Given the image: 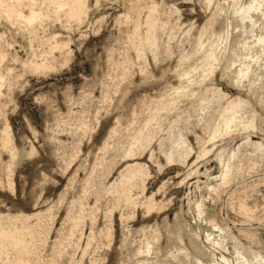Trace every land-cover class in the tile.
<instances>
[{
  "label": "rangeland",
  "instance_id": "obj_1",
  "mask_svg": "<svg viewBox=\"0 0 264 264\" xmlns=\"http://www.w3.org/2000/svg\"><path fill=\"white\" fill-rule=\"evenodd\" d=\"M55 1L0 3V226L14 228L28 247L1 242L0 264H222L221 257L227 264H262L264 54L261 69L252 67L258 80L250 74L234 88L219 72L214 76L221 92L247 101L246 113H255L252 129L210 139V126L189 103L156 108L177 85L171 72L190 36L216 5L224 10L213 27L224 29L229 1L153 0L156 21L167 19L154 39L169 51L155 57L149 49L136 57L127 47V10L136 0H83L78 14L73 2L58 8ZM11 5L45 15L29 25L7 16ZM256 18L254 32L264 39V17ZM125 56L131 80L117 85V62ZM171 123L191 148L184 161L174 149L170 161L161 151ZM219 156L232 162L224 183ZM131 166L141 174L130 178ZM229 198L242 200L246 213L228 205ZM237 252L244 258L237 260Z\"/></svg>",
  "mask_w": 264,
  "mask_h": 264
},
{
  "label": "bare ground",
  "instance_id": "obj_2",
  "mask_svg": "<svg viewBox=\"0 0 264 264\" xmlns=\"http://www.w3.org/2000/svg\"><path fill=\"white\" fill-rule=\"evenodd\" d=\"M136 1L137 2L133 5L131 3L132 6L127 10L128 19L130 21L132 20V24L125 35L127 47L133 51L136 57H142V51H144V49H149L153 57L160 53L164 54L167 52L169 54L166 48L157 45L153 34L157 26L161 28L166 25L167 19L160 22L156 21L154 12L157 8L153 0H149L148 2L147 0ZM206 1L207 5L211 2V0ZM228 1L230 3V9L229 16L225 17V21L223 22L225 25L224 29L219 30V28L215 29L213 27L214 22L218 23L217 17H219L224 10L222 6L216 5L213 10H210V16L206 18L207 20L196 28L194 37L190 36L191 42L188 48L181 50L176 57L174 71H172L171 74L172 78H176L175 82L177 85L171 86L170 91L167 92V96L161 100L156 107L158 111H162L167 109L171 104L179 103L181 107L185 109V102L189 103L191 108L200 112L198 113V121L205 127L210 126V139H214L219 135L230 134L238 129L244 131L252 129L254 127L253 120L255 117L254 112L246 113L244 107L247 101L245 99L238 95L228 97L215 86L214 81H220V78L218 80L214 78L215 74L219 72L220 77L225 76L228 85L239 88L250 74H254L255 80H258V73L255 69L252 70L254 64H256V68H264V60L261 63L262 66L259 67L261 60H259V58L264 54V39L261 34L254 32L255 26L257 25L256 14L258 13L264 17V0ZM2 2L3 0H0V3ZM24 2L25 0H17V4H23ZM69 2H73L71 7L73 14L82 13L85 8L82 7L83 0L81 4L80 0L55 1L58 8ZM142 7H146V9L143 18H140L139 12ZM11 15L25 20L27 24L30 25L36 19L40 18L43 13L40 9L30 6L28 8V14L25 15L23 11L15 9L11 5L7 12V16L10 17ZM141 25L145 27L144 35H140ZM232 29H234L233 32ZM188 30H190V28L186 31ZM228 32H230L229 34L233 37L231 42L229 41L227 45ZM223 33H225V35H223ZM3 52L4 51L0 53V57H2ZM166 58H170V56L168 55ZM117 66L120 69V75L115 76L116 82L114 83L119 85L124 78L131 80V73L128 70L129 58L126 56L121 58L117 62ZM217 69L219 71H217ZM211 74H213V77H210ZM147 76V74H143L140 78L144 80ZM3 80V76H0V87L3 84ZM262 98H264V92ZM179 116L183 117V114ZM151 117L150 115V118ZM149 120V118L145 120V124L149 123ZM3 134L6 139L5 141L3 140V145L6 146L9 137L6 127L4 128ZM132 136L135 139L139 137V131H136ZM251 144L256 150H263L260 143L253 142ZM160 145L164 157L169 161L173 158L172 149L177 153L178 161H184L191 150L186 137L175 130L174 123H171L167 128V137L160 141ZM131 149L132 145L127 148L126 152L130 153ZM207 151L208 150L204 153ZM28 153L30 154V152ZM235 156L236 153L233 151L229 155L231 160L234 159ZM218 161L223 167L218 178L220 183H224L229 177L232 162L229 163V159L224 161L221 156H219ZM139 169L140 166H131L128 176L130 178L136 175L139 176L141 174ZM8 184L10 185V183ZM209 189H213V187L210 186ZM228 205H235L238 210L243 213L247 211V207L242 200L232 201V199L229 198ZM149 206H151V203H149ZM195 207L198 213L202 212V205L200 202L196 203ZM38 213L39 212L36 214ZM7 219L10 220L13 227L21 225V223L17 222L15 219H10L8 217ZM11 229L0 226V243L9 241L13 248L27 250L26 240L20 238V234H18L14 228ZM105 236L104 242L106 245H109L108 240L110 239V233L106 232ZM88 244H90V241ZM236 254L237 260L244 258V256L238 257L240 256L239 252ZM258 256L257 253H253V257L256 260H258ZM221 260L222 264H227V260L224 257H221ZM198 263L201 264V261L198 260ZM14 264H22V261H16ZM262 264H264V259L262 260Z\"/></svg>",
  "mask_w": 264,
  "mask_h": 264
}]
</instances>
